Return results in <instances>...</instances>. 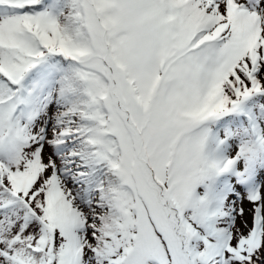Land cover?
I'll return each instance as SVG.
<instances>
[{
  "label": "snow or ice",
  "instance_id": "6c2138e0",
  "mask_svg": "<svg viewBox=\"0 0 264 264\" xmlns=\"http://www.w3.org/2000/svg\"><path fill=\"white\" fill-rule=\"evenodd\" d=\"M0 264H264V0H0Z\"/></svg>",
  "mask_w": 264,
  "mask_h": 264
}]
</instances>
